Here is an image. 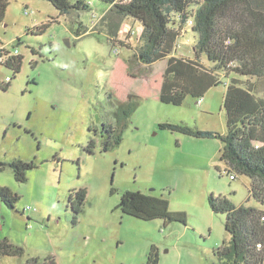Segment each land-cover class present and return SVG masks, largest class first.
<instances>
[{
  "label": "rangeland",
  "instance_id": "rangeland-1",
  "mask_svg": "<svg viewBox=\"0 0 264 264\" xmlns=\"http://www.w3.org/2000/svg\"><path fill=\"white\" fill-rule=\"evenodd\" d=\"M107 8L94 1L78 19L93 31ZM131 21L136 29H122L125 42L116 53L104 31L77 37L69 16L47 0H9L0 45L17 49L23 62L16 74L0 63V84L12 78L7 90L0 85V185L19 200L10 208L0 198V241L7 238L24 254L2 256L0 264L33 258L42 264L49 257L57 264H143L153 244L159 264H220L215 250L230 235L226 215L212 210L210 197L264 209L249 198L252 179L227 172L220 139L160 127L225 134L231 77L222 75L201 103L192 96L182 105L161 101L167 61L146 64L133 55L143 27ZM196 40L192 30L185 32L176 54L194 58ZM201 59L209 63L205 54ZM106 122L124 126L121 142L109 150ZM17 158L36 164L24 182L8 165ZM81 188L87 199L76 214L68 196ZM125 190L167 201L172 213H185L186 223L165 226L162 219L124 214L118 205Z\"/></svg>",
  "mask_w": 264,
  "mask_h": 264
},
{
  "label": "trees",
  "instance_id": "trees-1",
  "mask_svg": "<svg viewBox=\"0 0 264 264\" xmlns=\"http://www.w3.org/2000/svg\"><path fill=\"white\" fill-rule=\"evenodd\" d=\"M61 15L70 18V29L77 37L107 34L115 48L124 43L121 31L128 19L141 23V44L134 56L146 64L167 61L160 99L165 103L182 105L188 96L202 99L213 86L222 82L221 76L231 77L224 96L227 132L213 133L193 129L183 124L163 123L161 128L195 137L215 136L223 142L221 160L236 179L245 175L252 179L250 197L264 204V0H47ZM94 1L108 6L90 31L79 18V12L90 9ZM9 0H0V22H3ZM197 34L195 57L176 55L178 38L188 30ZM48 25L38 28L44 30ZM119 49V48H118ZM17 50V49H16ZM16 50H5L0 63L19 73L23 56ZM205 54L209 63L202 61ZM245 78V80H243ZM253 79V80H252ZM12 78H10V81ZM10 81L3 86H10ZM123 105L120 106V109ZM125 115L129 111H124ZM121 124L104 123L107 132L104 149L118 145L123 138ZM92 140L90 146H94ZM8 165L15 179L24 182L34 161L14 159ZM2 167L0 166V169ZM234 172V173H231ZM237 174V175H236ZM0 198L14 208L19 194L0 185ZM76 214H80L87 199V189L71 190L68 196ZM214 212L223 213L225 229L230 238L215 250L220 264H264V209L235 205L228 197L209 199ZM118 207L124 214L143 220L162 219L167 225L186 223L185 213H172L169 203L141 191L125 190ZM24 249L7 238L0 241L2 256H22ZM31 264H39L37 258ZM160 251L152 245L143 264H159ZM42 264H57L49 257Z\"/></svg>",
  "mask_w": 264,
  "mask_h": 264
},
{
  "label": "built area",
  "instance_id": "built-area-1",
  "mask_svg": "<svg viewBox=\"0 0 264 264\" xmlns=\"http://www.w3.org/2000/svg\"><path fill=\"white\" fill-rule=\"evenodd\" d=\"M132 32H133V30H132ZM5 50H7V48L5 46H3V45L2 46L0 45V61L5 59V53H4ZM177 50H178V46L176 48V51ZM15 52H16V54H18V50H16ZM115 52L116 53H119V49L118 48H115ZM9 81H10V77H7V79L5 80V83H8ZM202 101H203V98L198 100V102H200V103ZM231 178H234V176L231 175Z\"/></svg>",
  "mask_w": 264,
  "mask_h": 264
},
{
  "label": "crops",
  "instance_id": "crops-1",
  "mask_svg": "<svg viewBox=\"0 0 264 264\" xmlns=\"http://www.w3.org/2000/svg\"><path fill=\"white\" fill-rule=\"evenodd\" d=\"M132 19H128L127 21H126V24H125V28H132V29H134L135 28V26H131V21ZM134 25V24H133ZM123 27V28H124ZM140 29H141V25H139L138 26ZM136 29V28H135ZM191 29L190 28H188V30L187 31H190ZM176 55H178V54H176ZM193 58V57H192ZM7 77H9V76H7ZM7 77H6V79H7ZM11 82H12V80L10 81V84H11ZM3 85H6V83L5 82H3ZM1 167L3 168V164L1 165ZM168 225V224H167ZM166 226V225H165Z\"/></svg>",
  "mask_w": 264,
  "mask_h": 264
},
{
  "label": "water",
  "instance_id": "water-1",
  "mask_svg": "<svg viewBox=\"0 0 264 264\" xmlns=\"http://www.w3.org/2000/svg\"><path fill=\"white\" fill-rule=\"evenodd\" d=\"M67 44L70 45V40H67ZM2 165V163H0V166Z\"/></svg>",
  "mask_w": 264,
  "mask_h": 264
}]
</instances>
